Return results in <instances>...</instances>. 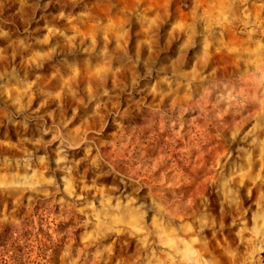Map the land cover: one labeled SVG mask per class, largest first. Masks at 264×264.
Masks as SVG:
<instances>
[{"label": "rangeland", "instance_id": "374dc122", "mask_svg": "<svg viewBox=\"0 0 264 264\" xmlns=\"http://www.w3.org/2000/svg\"><path fill=\"white\" fill-rule=\"evenodd\" d=\"M0 264H264V0H0Z\"/></svg>", "mask_w": 264, "mask_h": 264}]
</instances>
